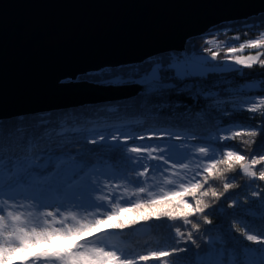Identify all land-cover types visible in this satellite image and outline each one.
I'll use <instances>...</instances> for the list:
<instances>
[{
    "label": "trees",
    "instance_id": "trees-1",
    "mask_svg": "<svg viewBox=\"0 0 264 264\" xmlns=\"http://www.w3.org/2000/svg\"><path fill=\"white\" fill-rule=\"evenodd\" d=\"M194 53L254 60L204 75H181L175 65ZM84 79L99 87L140 88L88 106L0 117V165H53L33 174L39 189L46 177L67 186L68 174L72 181L85 175L112 177L114 205L104 204V213L95 217L104 219L95 245L120 261L106 264H264V14L215 26L190 39L183 52L103 69L82 76L80 83ZM99 137L122 141L105 143ZM161 145L169 151L154 150ZM183 145L195 149L197 158H181ZM138 149L142 157L132 155ZM69 162L94 169L73 174L64 169ZM181 164L179 174L171 171ZM16 173L24 175L7 176ZM154 178L158 187L148 190ZM53 194L51 201L37 197L39 204L66 200ZM142 225H149L150 232H142ZM34 251L40 250L29 246L9 264L22 262L25 255L31 260Z\"/></svg>",
    "mask_w": 264,
    "mask_h": 264
},
{
    "label": "water",
    "instance_id": "water-1",
    "mask_svg": "<svg viewBox=\"0 0 264 264\" xmlns=\"http://www.w3.org/2000/svg\"><path fill=\"white\" fill-rule=\"evenodd\" d=\"M260 14L264 0H0V116L133 93L140 87L62 81L183 52L215 26Z\"/></svg>",
    "mask_w": 264,
    "mask_h": 264
},
{
    "label": "rangeland",
    "instance_id": "rangeland-1",
    "mask_svg": "<svg viewBox=\"0 0 264 264\" xmlns=\"http://www.w3.org/2000/svg\"><path fill=\"white\" fill-rule=\"evenodd\" d=\"M255 42L243 43L236 53H243L247 48L246 45H252ZM219 43H214L212 46L216 47ZM260 45V43L256 44ZM248 56H237L231 60H220L217 56L211 53H197L192 54L188 59L171 62L174 64L177 71L181 75L187 76L190 74L204 75L207 72L216 70H227L240 64L248 63L254 60L253 58H247ZM152 58V57H151ZM185 61V62H184ZM111 67H106L108 69ZM103 70V69H101ZM100 70V71H101ZM95 71V72H100ZM156 71V69L153 70ZM90 72V73H95ZM79 75L76 79H63L62 82H78L81 81L82 76L88 74ZM187 74V75H186ZM150 76V75H149ZM149 76H147L149 79ZM153 83L155 82L156 75L152 74ZM151 79V78H150ZM83 81H87L84 79ZM253 86L252 84H250ZM134 86V85H133ZM131 92L121 93L109 96L110 99H116L124 97ZM107 98V99H108ZM107 99L85 101L78 103H70L65 106H88L89 102L104 101ZM80 106V107H81ZM58 108L61 106H53ZM105 143L121 142L120 139L99 137ZM128 140V139H125ZM132 140V139H130ZM162 143V142H161ZM168 146H154V150L157 152L169 151ZM179 156L181 158L193 159L197 158L195 149H190L188 145H183L178 148ZM137 155L142 157L144 152L142 149L137 150ZM128 160L134 161V158ZM142 161V159H138ZM64 169L74 172L88 173L90 167H81L80 165L74 166L72 162L67 163ZM184 165H177L171 167V171L179 174V170ZM53 165L45 166H30L29 164L24 168H16L9 164L0 165V264H9L15 257L23 255L29 246L40 250L34 251L32 254L36 256L33 260H29L28 264H65L68 259L75 264H106L120 262L117 261L112 254L105 251L101 246H96L97 241H100L99 235L103 232L100 230V225L104 219L95 218L96 215L104 213L102 206L105 204L108 208H111L114 204L113 201L117 197L116 183L112 177H92L87 175L80 177L79 180L72 181V175H67L66 182L70 183L65 185V181L61 182L58 178L50 179L46 177V182L42 183L43 189H39L36 184H33V174L36 172H43L48 170ZM12 178L7 176L8 172H18ZM64 173V172H62ZM70 173V174H72ZM59 175V172L57 173ZM7 178H10L7 179ZM15 181H21L16 188L11 191H6L10 184H14ZM32 182V183H31ZM174 182V181H173ZM173 182L170 185H173ZM34 185V186H33ZM158 187V181L156 178L151 183L147 184L148 190ZM27 192H32L33 197L26 196ZM55 192V194H53ZM9 193V194H7ZM66 199L65 201L55 200L50 203L41 202L37 197L42 198L45 196L46 201H51V195ZM59 194V196H58ZM49 197V198H48ZM36 214H30V212ZM96 236L95 241L85 242L83 239ZM61 245L60 249H52L53 245ZM65 244V245H64ZM76 252L78 254H76ZM64 255L60 260L56 261L59 254ZM32 255V256H33ZM25 259L30 258V255H25ZM69 260V261H70ZM120 260V259H118ZM56 261V262H55ZM15 262H18L17 260ZM13 262V264L15 263Z\"/></svg>",
    "mask_w": 264,
    "mask_h": 264
},
{
    "label": "bare ground",
    "instance_id": "bare-ground-1",
    "mask_svg": "<svg viewBox=\"0 0 264 264\" xmlns=\"http://www.w3.org/2000/svg\"><path fill=\"white\" fill-rule=\"evenodd\" d=\"M63 105H66V104H63ZM59 106V105H58ZM46 108H52V107H46ZM46 108H31V109H28V110H33V111H40V110H43V109H46ZM15 112H17V113H20L21 111H15ZM1 114H9L8 112H6V113H0V115ZM14 116V115H13ZM1 117V116H0Z\"/></svg>",
    "mask_w": 264,
    "mask_h": 264
}]
</instances>
